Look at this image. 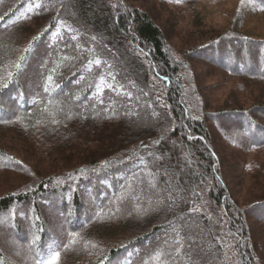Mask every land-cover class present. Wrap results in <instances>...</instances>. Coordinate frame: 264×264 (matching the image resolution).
I'll list each match as a JSON object with an SVG mask.
<instances>
[{"label":"trees","instance_id":"16d2710c","mask_svg":"<svg viewBox=\"0 0 264 264\" xmlns=\"http://www.w3.org/2000/svg\"><path fill=\"white\" fill-rule=\"evenodd\" d=\"M29 3L0 0V172L18 182L0 195L3 264H37L53 243L62 264H156L158 247L167 264H227L229 251L264 264V36L242 29L264 0H242L222 29L200 0ZM163 3L190 9L171 12L170 33Z\"/></svg>","mask_w":264,"mask_h":264},{"label":"rangeland","instance_id":"374dc122","mask_svg":"<svg viewBox=\"0 0 264 264\" xmlns=\"http://www.w3.org/2000/svg\"><path fill=\"white\" fill-rule=\"evenodd\" d=\"M241 1L242 0H200V3L197 6L201 9V11H199L200 14L204 15V22L206 23L205 24L206 26H212V27H217L218 29H222L233 18L237 10L236 8L241 6L240 5ZM146 5H152V3ZM161 5H159V7L157 6V9L162 14L161 20L163 18L165 20L166 18H168V23H165L166 26H164V29L167 33H170L168 30L176 29L175 23H173L175 20L172 14L173 12L184 10L180 12V14L183 15V12L187 13L190 11V9H188L189 7L175 8L173 7L172 4H168V3H163ZM242 29L246 30L247 33L252 34L254 36H264V9H260L258 11L257 10L250 11V14L246 16V20L242 24ZM171 42L172 44L176 45V48L181 46L179 45L180 43L177 40V38H175L174 36L172 37ZM208 82H211L210 79ZM0 145L5 146V148L7 149L9 148V144L7 142L0 141ZM4 161H6V158H0V162H4ZM11 174L12 172L10 171L0 172V195L5 193L6 191L13 189L14 185L18 184V182L14 183L13 176ZM239 189L242 190L244 189V187L240 185ZM251 199L252 197L248 196L247 198L244 199V202L246 201L248 202ZM254 222L255 223H253V225H256L254 227V230H256L255 238H257L258 240L257 242L259 243V246L262 248V250H260L262 255L261 258L262 261H264V225L263 222H259L255 220ZM76 249H85V246ZM78 251L82 254L84 253L83 251L85 250H78ZM232 257H234L233 252L229 251L228 258L230 261H228L227 264H235V262L232 261ZM59 264H62V262L59 261Z\"/></svg>","mask_w":264,"mask_h":264},{"label":"snow or ice","instance_id":"6c2138e0","mask_svg":"<svg viewBox=\"0 0 264 264\" xmlns=\"http://www.w3.org/2000/svg\"><path fill=\"white\" fill-rule=\"evenodd\" d=\"M177 3H180L181 0H176ZM63 6V5H61ZM43 7V0H30V3H29V6H28V13H31L33 12V10H38V9H41ZM28 13H25L23 14V19L27 20V19H30V16L28 15ZM59 24L61 26H64L67 28V30L69 32H73V31H76L75 29L71 28V26H67L65 25V22L63 20H60L59 21ZM45 31H47V29H45ZM55 35L57 37L60 36V28H57L56 29V32H55ZM75 38V37H73ZM39 39V36L37 37H33V40L32 42H30L28 44L27 47H25L23 49V52L24 54L21 55L19 58H18V62H13L12 64V67L16 70L15 72L13 71H8L7 72V77L9 79V81H11L14 76H16L19 71L22 69L23 67V63L27 60V55L31 52L32 50V47H33V43ZM93 39H95V37H93ZM79 47V45H78ZM89 64H92V63H95L97 65H99L101 63V60L99 58H96L94 61H88ZM108 67H111L110 65ZM53 73L55 72V69L52 70ZM0 79H2V77H0ZM8 86L7 83H2L0 84V88H6ZM51 87H58V85L55 84V81L53 79V75L52 74H48L46 76V80L43 84V90L45 93L49 92L50 91V88ZM109 87H111V85H109ZM102 102V101H101ZM49 103H51L49 101ZM63 109H61L62 111ZM17 119H21V117H17ZM53 123H59V121H56V120H53L52 121ZM107 163V162H106ZM122 199V198H121ZM160 203H163V201H160ZM139 207V206H138ZM119 209L117 208V211ZM190 211L192 212H196V211H199L198 208H193L191 209ZM131 214V213H130ZM7 223V219L6 218H0V226H3ZM172 231L176 234V239L174 240V244L178 245L179 247H183V240H184V237H182L180 235V229L177 228V227H173L172 228ZM71 237H72V240L70 241L71 244H75L76 243V238L79 237V233H70ZM39 239L38 236H35L32 240V243L35 244L36 241ZM165 245H167L168 241H165L164 242ZM95 247V245H93ZM65 249H67L69 247L68 244H65L63 246ZM59 248V245H56L55 243H53L52 246H50L49 250H48V256L47 258H43L41 257L38 261H37V264H59V261H60V258H61V252L58 250ZM165 250L163 247H158L156 248L150 255H149V260H152V261H155L156 264H161V262H163V264H167L166 260L164 259L165 258ZM105 259H107L105 257ZM0 264H3V259L0 258ZM144 264H148V261H144Z\"/></svg>","mask_w":264,"mask_h":264}]
</instances>
